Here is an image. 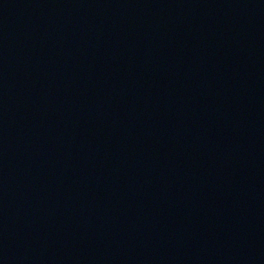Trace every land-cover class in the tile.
<instances>
[{
	"label": "water",
	"instance_id": "obj_1",
	"mask_svg": "<svg viewBox=\"0 0 264 264\" xmlns=\"http://www.w3.org/2000/svg\"><path fill=\"white\" fill-rule=\"evenodd\" d=\"M0 264H264V0H0Z\"/></svg>",
	"mask_w": 264,
	"mask_h": 264
}]
</instances>
